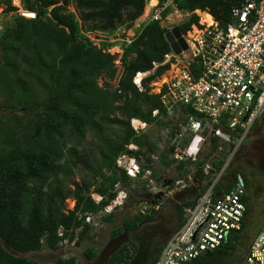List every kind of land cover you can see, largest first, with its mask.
<instances>
[{
    "label": "trees",
    "instance_id": "16d2710c",
    "mask_svg": "<svg viewBox=\"0 0 264 264\" xmlns=\"http://www.w3.org/2000/svg\"><path fill=\"white\" fill-rule=\"evenodd\" d=\"M241 1L180 0L176 9L190 16L177 29L184 35L197 24L195 10L208 11L225 28L230 22V9ZM20 3L22 10L34 14V18L15 16L13 27L2 36V50L6 62L21 60L28 76L44 88L48 98L38 107L41 111L34 114L30 142L23 148L0 155V264H39L9 250L17 254L39 252L44 248L55 252L63 239H76V245L84 240L93 241L95 233L90 232V227L79 216L98 212L108 204L114 185L119 181L128 182V178L116 170L117 156L128 143L155 152L149 139L135 136L130 119L155 123L160 128L166 125L151 117L153 110L162 107L159 96L150 94L149 84L168 69L167 64L161 65L165 55L171 52L165 37L168 31L158 22H146L131 43L122 48L118 77L114 64L118 55L108 52L113 42L103 41L96 46L86 35L93 32L110 35L121 25L129 29L143 15L144 0H20ZM68 5L73 6L75 13L69 12ZM2 6L5 13L17 11L11 0H0ZM138 72H151L142 80L141 92L133 84ZM99 79L105 80L102 87L97 83ZM111 81H116V85L111 86ZM256 125L257 122L252 129ZM112 127L119 129L118 134L111 139L105 138V132ZM88 131L99 144L96 158L90 155L89 145H85ZM160 161L166 167L172 164L166 152L160 155ZM202 163L198 162L196 167ZM78 168L90 175L80 182H69L73 170ZM237 172L236 169L232 171L227 190ZM196 175L204 182V187L193 198H185L178 207L176 230L183 222L184 208L194 207L210 185L200 170ZM242 176L248 188V178ZM91 191L103 197L99 204L90 198ZM248 197L247 194L244 197L246 206ZM68 199L74 201L71 210L65 205ZM247 213L246 207L241 229L230 233L227 242L212 254L228 253L238 247L246 229ZM153 220L152 215H139L131 224L127 220L123 222L135 228L140 221ZM112 221L113 214L104 218V222ZM59 228L63 230L62 237L58 236ZM253 239L245 248L243 259ZM164 245L156 246L150 264L157 260ZM127 249L117 250L106 264L126 262L129 259ZM93 256V250L88 249L87 258ZM206 257L207 254L198 256L190 264H204ZM50 264L77 262L71 256L59 257Z\"/></svg>",
    "mask_w": 264,
    "mask_h": 264
},
{
    "label": "built area",
    "instance_id": "2783aa9c",
    "mask_svg": "<svg viewBox=\"0 0 264 264\" xmlns=\"http://www.w3.org/2000/svg\"><path fill=\"white\" fill-rule=\"evenodd\" d=\"M178 1L144 0L145 18L161 25L168 17L163 14L176 9ZM197 17V24L181 35L186 50H180L179 54L171 50L165 55L161 65L167 64L168 69L156 79L157 83L149 84L150 94L159 96L162 107L153 110L151 117L166 125L160 128L137 118L129 122L135 136L141 138L148 139L150 128H160L159 135L149 139L155 152L128 143L115 159L116 170L128 182L142 180L144 191L151 198L142 201L141 215L159 210L160 200L155 197L188 189L198 170L210 182L195 206L184 208L181 226L167 240L153 264H190L198 256L222 247L230 233L241 229L247 207L246 183L236 173L229 190L221 186L219 181L229 164L227 161L222 166L217 154L227 147L232 149L231 159L264 114V0H242L233 6L225 28L210 15H206L208 21ZM91 34L86 35L93 41ZM130 43L126 41V45ZM150 73L135 74L133 84L138 91H143L142 80ZM139 151L145 154H138ZM205 151L207 157L203 159ZM164 152L172 162L168 168L174 172V178L161 186L154 165H161L160 155ZM124 184L119 181L114 185L108 204L98 212L79 216L91 233H97L103 227L104 218L124 206L128 198ZM89 195L95 204L103 200L93 191ZM149 202L151 205L146 207ZM58 236H63L62 228L58 229ZM75 242L76 239H63L58 245L63 248ZM242 264H264V218Z\"/></svg>",
    "mask_w": 264,
    "mask_h": 264
},
{
    "label": "rangeland",
    "instance_id": "374dc122",
    "mask_svg": "<svg viewBox=\"0 0 264 264\" xmlns=\"http://www.w3.org/2000/svg\"><path fill=\"white\" fill-rule=\"evenodd\" d=\"M11 5L17 11L5 13L3 12L5 7H0V155L23 148L30 142L32 130L34 129V114L41 111V108L38 107L48 98L44 88L28 76V71L21 63V60H16L18 62L9 60V62H6L7 60L2 50V36L6 30L13 27L14 17L17 15L22 16V13L25 12L22 10L19 1L18 5H15L14 0H11ZM67 9L69 12L75 13L72 5H68ZM195 11L197 16H200L203 21L208 19L206 15L212 16L208 11ZM168 12V17L161 23V26L168 32L177 29L190 16V13L178 11L175 8H171ZM145 16V12H143V15L129 29L126 28V25H121L115 33L110 35L100 34L99 32H93L90 35L94 39L93 42L96 46H99L103 40L113 42L112 44L115 47H110L108 52L118 55L114 62L117 67V77L121 73L119 58L122 54V48L126 45V41L129 40L131 42L134 35L148 22ZM156 81L154 83H157ZM104 82V79L97 81L100 87L103 86ZM109 84L115 86L116 81H111ZM153 86L155 85L151 86L152 89H154ZM256 122V127L251 129L247 138L243 140L242 145L231 159L229 155L232 149L227 147L220 154H217L222 166L227 161L229 164L225 175L219 181L223 187H226L231 181L230 176L235 169L238 171L237 173L244 174L248 178L247 195L249 197L245 232L241 235L238 247L235 250L228 253L222 251L207 254L204 264H242L245 248L255 237L262 224L264 218V114ZM118 131L117 127L109 128L105 132L104 137L108 139L114 138ZM159 131L160 128H150L148 130V139L153 140V138H156L160 133ZM85 145H89L92 149L90 155L96 158L99 144L89 131L86 133ZM206 157L207 151L204 152L202 158ZM154 166L159 176V185H168L169 181L174 178L172 169L162 164H155ZM89 175L84 169H74L69 177V182H80L81 179ZM124 187L128 193L124 206L113 212V221L111 223L103 221V227L95 233L93 241L84 240L79 245L75 243L69 244L55 252L46 248L39 252L27 254H17L9 249L7 250L14 255L35 260L39 264H50L59 257L71 256L76 259L77 264H106L113 253L127 247L129 259L123 264H150V259L156 246L165 244L176 230L179 217L178 207L185 198H193L204 187V182L199 181L197 177H193L188 189L178 193L172 192L168 196L155 197V200L160 201L159 210L151 214L154 220L151 222L140 221L135 228H131L130 225L126 226L123 220H127L131 224L135 216L141 215L139 212L143 206L142 200L151 198L144 191L142 180L129 181L124 184ZM65 205L67 209L71 210L74 206V201L68 199L65 201ZM150 205L151 202L147 203L146 207ZM88 249H92L95 256L87 258Z\"/></svg>",
    "mask_w": 264,
    "mask_h": 264
},
{
    "label": "water",
    "instance_id": "95a60500",
    "mask_svg": "<svg viewBox=\"0 0 264 264\" xmlns=\"http://www.w3.org/2000/svg\"><path fill=\"white\" fill-rule=\"evenodd\" d=\"M165 37L167 41L169 42L170 49L175 53L179 54L180 50H186V44L184 40L181 38L180 32L178 29H174L171 32H168L165 34ZM173 39H176V42L173 41ZM177 43H179L180 48H178Z\"/></svg>",
    "mask_w": 264,
    "mask_h": 264
},
{
    "label": "bare ground",
    "instance_id": "6f19581e",
    "mask_svg": "<svg viewBox=\"0 0 264 264\" xmlns=\"http://www.w3.org/2000/svg\"><path fill=\"white\" fill-rule=\"evenodd\" d=\"M18 1L19 0H14V4L15 5H18ZM195 12V11H194ZM30 14H28L27 12H24V13H22V16H25V17H28ZM145 15H146V13H145Z\"/></svg>",
    "mask_w": 264,
    "mask_h": 264
},
{
    "label": "clouds",
    "instance_id": "9594fccd",
    "mask_svg": "<svg viewBox=\"0 0 264 264\" xmlns=\"http://www.w3.org/2000/svg\"><path fill=\"white\" fill-rule=\"evenodd\" d=\"M28 14H30L28 17H30L31 19L34 18V14H32V13H28Z\"/></svg>",
    "mask_w": 264,
    "mask_h": 264
},
{
    "label": "crops",
    "instance_id": "0c3cea01",
    "mask_svg": "<svg viewBox=\"0 0 264 264\" xmlns=\"http://www.w3.org/2000/svg\"><path fill=\"white\" fill-rule=\"evenodd\" d=\"M19 2H20V0H19ZM113 47H115V46H113ZM41 251V250H40ZM30 253H33V252H30Z\"/></svg>",
    "mask_w": 264,
    "mask_h": 264
}]
</instances>
